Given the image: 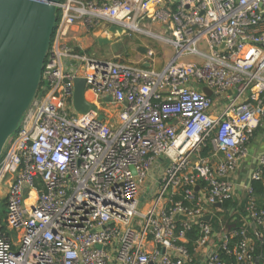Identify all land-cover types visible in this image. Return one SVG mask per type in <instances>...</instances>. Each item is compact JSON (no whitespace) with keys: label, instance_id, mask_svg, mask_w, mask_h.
Listing matches in <instances>:
<instances>
[{"label":"built area","instance_id":"2783aa9c","mask_svg":"<svg viewBox=\"0 0 264 264\" xmlns=\"http://www.w3.org/2000/svg\"><path fill=\"white\" fill-rule=\"evenodd\" d=\"M57 11L43 91L0 156V264H261L251 184H264V155L236 179L264 127V0H60ZM146 19L174 49L159 69L153 50L134 66L71 43L77 26L127 35ZM238 186L248 221L230 230L219 214Z\"/></svg>","mask_w":264,"mask_h":264},{"label":"water","instance_id":"95a60500","mask_svg":"<svg viewBox=\"0 0 264 264\" xmlns=\"http://www.w3.org/2000/svg\"><path fill=\"white\" fill-rule=\"evenodd\" d=\"M59 2L0 0V156L8 140L19 131V122L40 89L45 60L58 18ZM109 31L114 35L123 34V29L117 26L110 27ZM111 42L113 40L107 37L98 39L100 46ZM85 90L86 81L77 79L74 107L82 114L90 111ZM202 90L206 96H214L208 87ZM106 100L111 99L107 97ZM215 206L223 207L220 203ZM203 219L209 222L211 216L207 215Z\"/></svg>","mask_w":264,"mask_h":264},{"label":"crops","instance_id":"0c3cea01","mask_svg":"<svg viewBox=\"0 0 264 264\" xmlns=\"http://www.w3.org/2000/svg\"><path fill=\"white\" fill-rule=\"evenodd\" d=\"M85 1H89V0H85ZM143 21H147L150 23L148 25L145 24L146 22L143 23L145 25V27H144L145 29L150 30V31H152L158 35H162L163 33H165L164 28L160 24L151 22V20H149V19H146ZM116 36H117V34L114 35L112 33L111 34L107 33L104 26L102 28H98V29L91 31L89 33L85 32L82 27L77 26L74 28V31L72 32V38H71L72 42L71 43L75 44V45L77 43L80 44L82 46V48H84L86 50L87 54H89L93 57L117 60V61L129 64V65H134V66L147 65V63H146V60L148 59L147 55L141 59V61L144 59V61L141 62L139 60L138 55L132 54L131 59L129 61L128 60L129 58H127V55L125 53L124 54L114 53L113 50L115 49V45L117 44V41L115 40ZM101 37H107L110 40H113V42H111L105 46H100L98 44V39ZM163 51H166V48L164 46H163ZM173 54H174V52H173ZM171 58H172V56H170V59ZM164 66H165V64L162 67H164ZM158 67L159 68L161 67L160 63L158 64ZM249 147H250V157L248 159H246V161L244 163V167L241 169V171L238 175V178L236 179L237 185H238L239 181H241V183L246 181L247 176L251 173V170L254 169L255 157H257L259 155H264V127L261 128L260 130H258L257 132H255ZM154 168L155 167H153L152 172L154 171ZM245 199H246L245 192L243 191L242 188L240 189L238 186L237 193L235 194L233 200L237 201L240 204ZM231 211L233 213L234 210L232 209ZM246 222L247 221L245 220V223Z\"/></svg>","mask_w":264,"mask_h":264},{"label":"trees","instance_id":"16d2710c","mask_svg":"<svg viewBox=\"0 0 264 264\" xmlns=\"http://www.w3.org/2000/svg\"><path fill=\"white\" fill-rule=\"evenodd\" d=\"M57 16H59L58 11H57ZM43 85L44 84L42 82L40 89H39V95L41 94V91H43ZM211 149H212V146L208 144V146L202 151V155L203 156L210 155ZM251 186L254 190V200H255L256 207L259 210L264 209V184L263 182L253 181ZM248 207H249V199L246 198L240 204L237 201H234L232 199L224 203L223 212L219 214V216L222 217V221L224 224L227 225L228 229L230 230L239 229L243 227V225L245 224V220L248 221L247 219L249 215ZM232 209L234 210L233 213L231 211ZM211 224L213 225L216 232L220 231L221 226H220L218 219L216 218L213 219L211 221ZM248 229H249L251 236H255L254 229L250 226L248 227ZM198 237H199V231L198 229L195 228L194 231L189 234V245L188 246L190 249L193 248L194 242L197 240ZM256 240H257L256 256L258 258H261V264H264V262L262 261V259H264V236L262 240H259V239H256ZM222 256L225 257V259L228 262L234 263V260L226 257L224 253H222Z\"/></svg>","mask_w":264,"mask_h":264},{"label":"rangeland","instance_id":"374dc122","mask_svg":"<svg viewBox=\"0 0 264 264\" xmlns=\"http://www.w3.org/2000/svg\"><path fill=\"white\" fill-rule=\"evenodd\" d=\"M145 22L144 23L146 25L150 24L147 21ZM144 27L145 25L142 23L140 25L139 30H134L133 32L128 33L127 35H125L124 32L122 35L117 33V36L115 38L117 44L115 45V49L113 51L116 54L125 53L127 55V58H129V61L131 59L132 54L138 55L139 60L141 61V59L148 54L149 49L153 50L158 55V63L155 66L159 69V63L162 67L170 59V56H173V47L155 37V35L158 34L147 30ZM163 46L166 48V51H163ZM142 61H144V59ZM59 97H62V93L59 94ZM100 115L101 118L108 117L107 107H105L104 110L101 111ZM9 147L10 145L7 144L4 148L1 158H4L6 156ZM148 183L151 184V180H149Z\"/></svg>","mask_w":264,"mask_h":264},{"label":"bare ground","instance_id":"6f19581e","mask_svg":"<svg viewBox=\"0 0 264 264\" xmlns=\"http://www.w3.org/2000/svg\"><path fill=\"white\" fill-rule=\"evenodd\" d=\"M42 84V83H41Z\"/></svg>","mask_w":264,"mask_h":264}]
</instances>
